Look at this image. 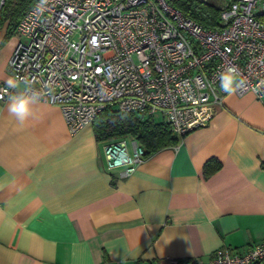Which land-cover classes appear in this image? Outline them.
<instances>
[{"label": "crops", "instance_id": "0c3cea01", "mask_svg": "<svg viewBox=\"0 0 264 264\" xmlns=\"http://www.w3.org/2000/svg\"><path fill=\"white\" fill-rule=\"evenodd\" d=\"M16 21L0 15V85L13 80ZM8 104L0 101V264H164L264 241V105L253 93L227 94L209 125L126 178L107 169V141L92 124L71 134L60 107L42 100L21 125ZM209 160L221 167L206 177Z\"/></svg>", "mask_w": 264, "mask_h": 264}, {"label": "built area", "instance_id": "2783aa9c", "mask_svg": "<svg viewBox=\"0 0 264 264\" xmlns=\"http://www.w3.org/2000/svg\"><path fill=\"white\" fill-rule=\"evenodd\" d=\"M199 1L219 10L216 27L187 17L174 0H48L42 14L32 0L16 28L9 71L23 91H44L42 100L60 107L71 134L111 108L163 121L181 141L223 105L225 66L245 81L235 93H253L264 105V0ZM16 89L1 84L0 101ZM104 155L107 169L126 178L145 148L126 136L108 140ZM257 263H264V241L243 251L220 247L207 260L164 261Z\"/></svg>", "mask_w": 264, "mask_h": 264}, {"label": "trees", "instance_id": "16d2710c", "mask_svg": "<svg viewBox=\"0 0 264 264\" xmlns=\"http://www.w3.org/2000/svg\"><path fill=\"white\" fill-rule=\"evenodd\" d=\"M32 0H5L0 8V15L13 16L17 21L16 30ZM174 6L187 17L207 28L218 24L219 10L199 0H174ZM93 132L98 141L116 140L131 136L145 148V158L159 150L179 143L170 126L153 117H145L135 112H121L106 108L92 122ZM221 167L219 161L209 160L204 166V175L214 173Z\"/></svg>", "mask_w": 264, "mask_h": 264}, {"label": "clouds", "instance_id": "9594fccd", "mask_svg": "<svg viewBox=\"0 0 264 264\" xmlns=\"http://www.w3.org/2000/svg\"><path fill=\"white\" fill-rule=\"evenodd\" d=\"M47 3L48 0H39L35 12L42 14ZM219 80L221 89L229 95L246 86L238 70L231 66L224 67V70L219 75ZM8 85L14 88L18 86L12 79L8 81ZM49 91H51V86H49ZM45 95L44 91L27 88L9 98L7 111L10 116L14 117L22 125L29 119L34 118L35 107L42 102Z\"/></svg>", "mask_w": 264, "mask_h": 264}]
</instances>
